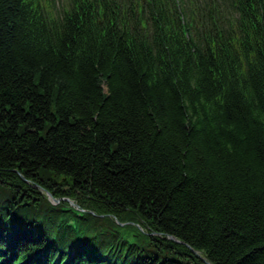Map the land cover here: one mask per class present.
I'll return each mask as SVG.
<instances>
[{
    "label": "trees",
    "instance_id": "16d2710c",
    "mask_svg": "<svg viewBox=\"0 0 264 264\" xmlns=\"http://www.w3.org/2000/svg\"><path fill=\"white\" fill-rule=\"evenodd\" d=\"M193 251L264 264V0H0V264Z\"/></svg>",
    "mask_w": 264,
    "mask_h": 264
},
{
    "label": "water",
    "instance_id": "95a60500",
    "mask_svg": "<svg viewBox=\"0 0 264 264\" xmlns=\"http://www.w3.org/2000/svg\"><path fill=\"white\" fill-rule=\"evenodd\" d=\"M47 195L49 196V199H51L52 200V202L54 203V204H58L59 203V200H56L55 198H53V196H52V194H50V193H47ZM71 205L72 206H76L74 203H71ZM123 225V224H122ZM168 239L169 240H171V241H174V242H176V243H178V244H185V243H183L182 241H180V240H177L175 237H173V236H169L168 237ZM201 260H203L205 263H207V264H211V263H209V262H207L199 253H197V252H195V251H193Z\"/></svg>",
    "mask_w": 264,
    "mask_h": 264
},
{
    "label": "rangeland",
    "instance_id": "374dc122",
    "mask_svg": "<svg viewBox=\"0 0 264 264\" xmlns=\"http://www.w3.org/2000/svg\"><path fill=\"white\" fill-rule=\"evenodd\" d=\"M65 0H55L56 5L58 6V8L62 7V4ZM136 237H129L128 240L133 242V240H135Z\"/></svg>",
    "mask_w": 264,
    "mask_h": 264
}]
</instances>
